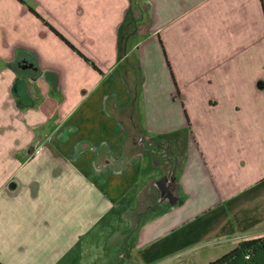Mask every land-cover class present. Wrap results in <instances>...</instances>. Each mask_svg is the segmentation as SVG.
Masks as SVG:
<instances>
[{
  "label": "crops",
  "instance_id": "0c3cea01",
  "mask_svg": "<svg viewBox=\"0 0 264 264\" xmlns=\"http://www.w3.org/2000/svg\"><path fill=\"white\" fill-rule=\"evenodd\" d=\"M263 237L264 0H0V264H207Z\"/></svg>",
  "mask_w": 264,
  "mask_h": 264
},
{
  "label": "trees",
  "instance_id": "16d2710c",
  "mask_svg": "<svg viewBox=\"0 0 264 264\" xmlns=\"http://www.w3.org/2000/svg\"><path fill=\"white\" fill-rule=\"evenodd\" d=\"M22 1V0H20ZM37 17L42 19V17L36 13L33 9H30ZM43 20V19H42ZM44 21V20H43ZM47 26L57 35L69 48L75 51L80 57H82L86 62L92 65L96 70H99L98 67L88 59L79 49H77L70 41H68L59 31L52 27L49 23L44 21ZM24 53L29 54L23 49L17 50V59L15 62V69L17 72L22 71L20 64H23L22 56ZM32 56V55H30ZM19 82L17 81L15 86V96L17 98V105L21 108L23 107L29 98L17 91ZM21 97L18 99V96ZM144 142V141H143ZM207 264H264V237L252 240H244L238 244L236 248L226 253L222 257L218 258L215 261L209 262Z\"/></svg>",
  "mask_w": 264,
  "mask_h": 264
},
{
  "label": "rangeland",
  "instance_id": "374dc122",
  "mask_svg": "<svg viewBox=\"0 0 264 264\" xmlns=\"http://www.w3.org/2000/svg\"><path fill=\"white\" fill-rule=\"evenodd\" d=\"M139 2H143V0H138ZM141 4V3H140ZM139 4V5H140ZM6 48V47H5ZM5 52H7V50L5 49ZM21 97V95L20 96H18V98H20ZM128 219V222L127 223H125L124 221H121V220H118V221H116L114 224H115V226H113V227H111V229L112 230H117V231H119L118 232V241H120V240H125V239H127L128 241L129 240H133V236H134V234H133V236H132V231H133V228H134V226H135V224H134V222L133 221H130V219H131V217H127ZM104 225V224H103ZM103 225H100L99 227V229H101L102 227H103ZM99 229H96V232H98L99 231ZM127 234L129 235V237L127 236ZM126 236H127V238H126ZM105 237H103V238H98L97 237V240H99L100 241V244L101 245H103V243L105 242V240L106 239H104ZM120 245H122V242H120L118 245H117V247H118V249H119V246ZM113 252H115L114 251V249H113ZM34 254H32L31 256H33ZM111 257H112V259L113 260H116V255L115 254H112L111 255ZM26 262V264H34V263H29V261L28 260H26L25 261ZM40 264H44V262H43V260H42V262L40 263ZM63 264H79V261L77 260V255H75V254H67L66 256H65V259L63 260ZM98 264V263H97ZM129 264H133L132 262H129ZM186 264H189V263H186ZM191 264H194V263H191Z\"/></svg>",
  "mask_w": 264,
  "mask_h": 264
},
{
  "label": "flooded vegetation",
  "instance_id": "af4514ba",
  "mask_svg": "<svg viewBox=\"0 0 264 264\" xmlns=\"http://www.w3.org/2000/svg\"><path fill=\"white\" fill-rule=\"evenodd\" d=\"M20 65H21L22 69H24V66H25V65H23V64H20Z\"/></svg>",
  "mask_w": 264,
  "mask_h": 264
}]
</instances>
